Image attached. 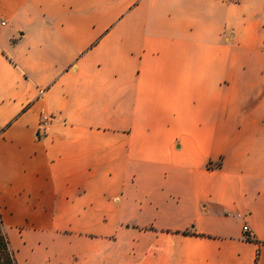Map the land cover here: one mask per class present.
Returning a JSON list of instances; mask_svg holds the SVG:
<instances>
[{"label": "crops", "instance_id": "obj_1", "mask_svg": "<svg viewBox=\"0 0 264 264\" xmlns=\"http://www.w3.org/2000/svg\"><path fill=\"white\" fill-rule=\"evenodd\" d=\"M0 218L17 264H264V0H0Z\"/></svg>", "mask_w": 264, "mask_h": 264}, {"label": "trees", "instance_id": "obj_2", "mask_svg": "<svg viewBox=\"0 0 264 264\" xmlns=\"http://www.w3.org/2000/svg\"><path fill=\"white\" fill-rule=\"evenodd\" d=\"M185 232V231H184ZM0 264H17L13 251L10 249L0 218Z\"/></svg>", "mask_w": 264, "mask_h": 264}, {"label": "built area", "instance_id": "obj_3", "mask_svg": "<svg viewBox=\"0 0 264 264\" xmlns=\"http://www.w3.org/2000/svg\"><path fill=\"white\" fill-rule=\"evenodd\" d=\"M51 117L48 114L42 113L39 117V129H44L45 125L50 121ZM242 231L244 234L247 233L248 227L247 224L242 225ZM246 238H249V236L245 235Z\"/></svg>", "mask_w": 264, "mask_h": 264}]
</instances>
